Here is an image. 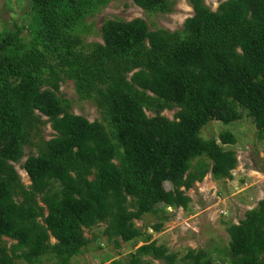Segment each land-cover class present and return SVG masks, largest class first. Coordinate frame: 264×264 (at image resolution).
I'll return each instance as SVG.
<instances>
[{
  "label": "trees",
  "instance_id": "trees-1",
  "mask_svg": "<svg viewBox=\"0 0 264 264\" xmlns=\"http://www.w3.org/2000/svg\"><path fill=\"white\" fill-rule=\"evenodd\" d=\"M113 1L31 0V39L0 31V264H71L91 244L85 230L100 224L117 248L145 242L110 264H264V200L227 228L217 260L205 250L179 259L135 223L152 216L160 232L167 208H189L196 182L233 178L237 139L229 130L203 139L209 123L246 113L264 140V0H226L215 11L190 0L195 14L175 32L108 19L102 42L86 44V20ZM132 1L148 13L175 5ZM69 81L102 120L72 111L59 95ZM26 148L37 151L21 163Z\"/></svg>",
  "mask_w": 264,
  "mask_h": 264
},
{
  "label": "rangeland",
  "instance_id": "rangeland-1",
  "mask_svg": "<svg viewBox=\"0 0 264 264\" xmlns=\"http://www.w3.org/2000/svg\"><path fill=\"white\" fill-rule=\"evenodd\" d=\"M204 1L215 11L226 0ZM174 2L172 13L161 14L148 13L132 0L113 1L100 14L86 20L89 28L84 34V40L86 44L102 42L101 28L108 19L132 21L142 18L147 21L151 30L164 29L171 32L181 30L185 21L192 17L195 11L190 0H174ZM30 12L31 0H0V31L15 32L21 28L23 39L30 40L32 24ZM59 95L72 102V111L76 115L85 116L92 122L102 120L93 102L80 99L73 82L63 84ZM176 111H166L163 115L173 119ZM259 128L246 113L242 119L231 124L213 121L204 127L201 137L205 140L218 136L226 130L231 131L236 137V145L231 146L238 158L233 178L216 179L212 173H209L203 181L196 182L186 192L192 200L189 208L187 210L167 208L166 212L170 214V220L164 224L160 232L152 230V226L159 222L152 216L136 221V226L144 231L145 237L151 235V242L155 241L158 246H166L170 252L178 254L179 259L185 257L190 250H205L216 260L219 256L224 257L223 252L228 251L230 243L227 228L232 224H238L247 211L256 208L258 203L264 200V140L258 138ZM54 135L51 123L41 127V136L44 139L50 140ZM36 151V148H26V157L21 163ZM16 168L23 182L30 185L31 179L21 168V164H16ZM103 230V224L85 230V235L91 240V244L82 254L74 257L71 264H110L115 260L127 259L131 253L145 244L141 240L137 241V244L121 240V247L117 248L113 241L103 235ZM11 243L10 241L9 244ZM16 264L28 263L20 260ZM153 264L164 263L155 260Z\"/></svg>",
  "mask_w": 264,
  "mask_h": 264
}]
</instances>
